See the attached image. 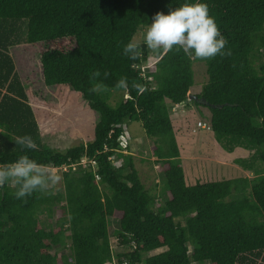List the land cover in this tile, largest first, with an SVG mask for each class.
I'll list each match as a JSON object with an SVG mask.
<instances>
[{"label": "trees", "instance_id": "1", "mask_svg": "<svg viewBox=\"0 0 264 264\" xmlns=\"http://www.w3.org/2000/svg\"><path fill=\"white\" fill-rule=\"evenodd\" d=\"M196 2L208 5L231 55L190 60L174 47L156 59L144 43L142 58L123 54L157 12ZM23 33L28 44H49L45 85L77 92L98 115L94 139L65 150L44 141L9 52ZM198 63L208 80L195 96L208 106L189 101ZM121 78L127 92L115 87ZM96 83L109 90L90 92ZM168 102L209 108L217 141L230 153L247 150L235 164L254 177L188 185ZM127 121L154 140L164 205L122 146ZM23 136L38 150L14 142ZM22 155L67 170L49 194L17 199L15 187L0 188V264H264V0H0V164ZM111 218L124 248L116 254Z\"/></svg>", "mask_w": 264, "mask_h": 264}, {"label": "rangeland", "instance_id": "2", "mask_svg": "<svg viewBox=\"0 0 264 264\" xmlns=\"http://www.w3.org/2000/svg\"><path fill=\"white\" fill-rule=\"evenodd\" d=\"M146 31L147 29H142L135 38L140 44L143 43ZM22 42L10 48L9 52L14 59L16 72L25 86L28 103L35 111L44 141L53 148L65 150L81 141L94 139L98 115L89 108L81 95L65 86L47 87L44 83L41 55L49 44H28L25 42L24 33ZM61 43L65 46L69 44L65 41L59 42L58 45ZM194 71L195 84L190 94L197 95L207 83L208 77L206 67L202 63L196 64ZM186 103L179 106H171L169 103V106L187 184L192 186L199 182L253 178L251 172L235 164L236 159L248 156L249 152L243 148H238L233 153L225 151L210 129L199 126L201 122L210 127L209 108L197 107L193 103L188 107L185 106ZM123 129L122 146L125 148L130 145V153L138 158L137 168L144 184L160 196L159 204L164 205L169 195L161 166L156 163L157 159L153 155L154 140L147 137L139 122L127 121ZM113 163L115 166L122 164L117 158L113 159ZM65 170L67 168H62L59 172ZM62 187L61 182L54 189L60 190ZM118 232V222L111 218L110 238L115 254L124 251L119 245ZM67 252L64 250V254Z\"/></svg>", "mask_w": 264, "mask_h": 264}, {"label": "clouds", "instance_id": "3", "mask_svg": "<svg viewBox=\"0 0 264 264\" xmlns=\"http://www.w3.org/2000/svg\"><path fill=\"white\" fill-rule=\"evenodd\" d=\"M152 21L143 43L156 59L162 58L174 47L177 50L182 49L190 60H208L217 55H231L224 51L227 40L221 34L215 18L210 16L206 3H185L170 10L168 14L157 12ZM123 54L131 60L142 58L140 42L133 38L124 46ZM108 75L107 72L104 73L105 78ZM99 76L100 72L96 71L92 74V79ZM115 87L127 92V78H121ZM132 87L140 93L146 90L139 83H133ZM108 90L101 83L93 84L90 88L93 93ZM209 129L211 130L210 127ZM14 142L24 148L38 150V145L31 136L16 137ZM62 180L63 176L57 168L38 163L27 155L20 156L15 162L0 164V188L5 184L15 187L17 190L14 195L17 199H24L34 192L49 194Z\"/></svg>", "mask_w": 264, "mask_h": 264}, {"label": "water", "instance_id": "4", "mask_svg": "<svg viewBox=\"0 0 264 264\" xmlns=\"http://www.w3.org/2000/svg\"><path fill=\"white\" fill-rule=\"evenodd\" d=\"M189 100L191 101V100H193V101H198V102H200L201 104H204V105H207L208 106V103L206 102V100H204V99H199L197 96H195V95H191L190 94V96H189Z\"/></svg>", "mask_w": 264, "mask_h": 264}, {"label": "built area", "instance_id": "5", "mask_svg": "<svg viewBox=\"0 0 264 264\" xmlns=\"http://www.w3.org/2000/svg\"><path fill=\"white\" fill-rule=\"evenodd\" d=\"M199 126L202 127V128H207V129H209V127H207L205 124H203V123H201V122L199 123Z\"/></svg>", "mask_w": 264, "mask_h": 264}, {"label": "crops", "instance_id": "6", "mask_svg": "<svg viewBox=\"0 0 264 264\" xmlns=\"http://www.w3.org/2000/svg\"><path fill=\"white\" fill-rule=\"evenodd\" d=\"M192 95H193V94H192ZM176 106H179V105H176ZM185 106L191 107V104L188 105V104L186 103ZM193 107H194V106H193Z\"/></svg>", "mask_w": 264, "mask_h": 264}]
</instances>
